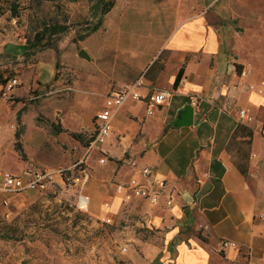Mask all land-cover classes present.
<instances>
[{
  "label": "crops",
  "instance_id": "0c3cea01",
  "mask_svg": "<svg viewBox=\"0 0 264 264\" xmlns=\"http://www.w3.org/2000/svg\"><path fill=\"white\" fill-rule=\"evenodd\" d=\"M104 16L96 36L82 46L89 55V98L100 96L93 108L100 110L109 93L141 75L143 96L162 88L172 95L151 115L143 99L119 107L103 146L106 161L100 163L98 154L86 161L88 213L124 223L118 235L129 225L160 233L162 244L140 247L154 257L150 262L156 257L152 264H264V201L234 162L240 137L232 142L244 126L252 130L250 154L260 156L264 148V0H114ZM190 96L197 97L192 123L177 126ZM239 109L252 121L239 120ZM10 120V106L0 102L1 134ZM6 145L0 192L3 172L21 175L28 168L18 160L14 140ZM144 167L150 172L142 174ZM132 176L159 192V202L121 201L113 185ZM170 193L172 203L165 205ZM222 239L237 247L222 248Z\"/></svg>",
  "mask_w": 264,
  "mask_h": 264
},
{
  "label": "rangeland",
  "instance_id": "374dc122",
  "mask_svg": "<svg viewBox=\"0 0 264 264\" xmlns=\"http://www.w3.org/2000/svg\"><path fill=\"white\" fill-rule=\"evenodd\" d=\"M14 3L17 16H12L9 0L0 3V49L6 42L0 52V72L3 79L16 77L19 82L11 98H0L1 103L11 108V120L0 133V154H4L6 142L12 147L13 131L21 126L19 139L24 158L19 156L18 160L22 159V167L55 171L72 166L86 153V141L93 133L92 117L101 106L93 108L100 96L92 93L89 98L93 91L87 85L89 64L77 55L96 36L94 32L83 39L77 37L80 29L77 23L97 16L95 0H61L57 4L45 1L34 12L30 0ZM53 14L67 15L70 23L68 30L57 38L60 52L57 67L54 50L47 48L25 54L22 48L28 17L47 18ZM18 108L23 110L16 119ZM239 146L246 148L248 154L245 177L258 199L264 201V148L258 156L250 154L251 144L238 142L237 149ZM52 179L43 192H0V264L154 263L156 257L150 262L154 257L140 247L145 243L162 244L160 233L129 225L127 233L118 235L124 223L113 218L112 223H105L88 211L77 210L75 191L56 175ZM5 230L11 238L1 236ZM121 247L126 250L122 251Z\"/></svg>",
  "mask_w": 264,
  "mask_h": 264
},
{
  "label": "built area",
  "instance_id": "2783aa9c",
  "mask_svg": "<svg viewBox=\"0 0 264 264\" xmlns=\"http://www.w3.org/2000/svg\"><path fill=\"white\" fill-rule=\"evenodd\" d=\"M241 75H245V71L242 70ZM19 84L16 77H9L0 85V96L3 99L11 98L13 90ZM145 85L143 76H139L132 82L125 84L121 89L109 93L104 100L103 107L95 113L93 119V133L88 141L85 149L86 153L83 158L76 161L72 166L60 167L55 171H49L41 168L31 169L27 168L22 171L21 175H15L8 171L2 174L1 188L6 192H18V191H38L43 192L52 184V178L56 175L64 185H68L69 189L75 191L76 200L74 206L77 210L88 211V205L90 202V196L85 193L82 186L90 179V171L87 167V158L92 153H97L99 162L104 163L107 159L106 152L103 146L107 139L112 135L113 124L112 118L127 99L135 101L144 100L145 112L147 115H151L154 110L165 104L172 95L171 89H151L143 96L140 89ZM261 91V89H258ZM189 104L192 107L197 105V97L190 96ZM238 118L244 122L252 121V115L246 109L238 110ZM127 162L132 167L137 166V160L134 158L127 159ZM150 169L147 167L142 168L141 173L147 174ZM114 190L120 195L121 201L128 202L135 198H140L147 201L149 204H156L159 202L161 194L154 189L148 187L142 183L137 177L132 176L126 181L117 182L113 185ZM6 203V200H4ZM172 203L171 193L166 196L165 205ZM104 206H108V202L103 203ZM105 223H112L111 218L108 216H101L99 218ZM222 248L224 247H237L235 241H229L222 239L219 241ZM122 251H125V247H121Z\"/></svg>",
  "mask_w": 264,
  "mask_h": 264
},
{
  "label": "trees",
  "instance_id": "16d2710c",
  "mask_svg": "<svg viewBox=\"0 0 264 264\" xmlns=\"http://www.w3.org/2000/svg\"><path fill=\"white\" fill-rule=\"evenodd\" d=\"M2 0H0L1 3ZM11 5L9 10L12 16H17L16 5L14 2L17 0H9ZM53 2L57 4L61 0H30L33 12L36 8H40V6L45 2ZM68 1H76V0H68ZM97 7V16L94 20L85 19L83 23H77L80 25V29L77 32L78 39H83L90 34L99 30L102 26L103 16L108 13L111 8L114 6V0H95ZM69 21L67 15L61 14H53L45 18L44 15L41 16H29L28 17V32L25 36V41L22 44L23 52L26 54H32L35 51L43 50L50 48L54 50L55 53V67L59 64L60 52L57 45V38L60 34L65 33L69 28ZM182 70L180 69L175 77V80L172 84L173 88H175L179 82L181 77ZM53 78L56 79L57 75L54 73ZM5 81L2 77V73L0 72V85ZM23 109L17 111L16 119H19V115L21 114ZM241 130H235L232 135V142L235 141L238 136L240 137L239 145L243 142L247 146L251 144L252 138V130L247 129L244 126L240 127ZM22 134V127L18 126V128L14 131V148L18 151L19 155L24 158V154L22 151V144L20 141V136ZM76 137H80V135H75ZM90 140V139H89ZM86 143H88V141ZM82 142V138H80ZM237 149V148H236ZM247 149H242L240 146L237 151L235 150V158L234 162L240 172L245 176L247 173V164H248V154ZM1 236L5 238H11L12 235L8 232V230L3 231Z\"/></svg>",
  "mask_w": 264,
  "mask_h": 264
},
{
  "label": "water",
  "instance_id": "95a60500",
  "mask_svg": "<svg viewBox=\"0 0 264 264\" xmlns=\"http://www.w3.org/2000/svg\"><path fill=\"white\" fill-rule=\"evenodd\" d=\"M77 55L84 59L89 58L88 53L84 49H79ZM192 118H193V107L191 105H187L180 112L179 118L176 121H174V124H176L177 126H187L192 123Z\"/></svg>",
  "mask_w": 264,
  "mask_h": 264
}]
</instances>
